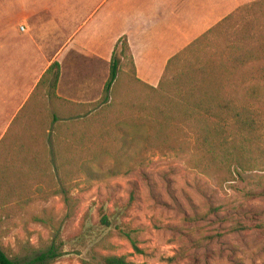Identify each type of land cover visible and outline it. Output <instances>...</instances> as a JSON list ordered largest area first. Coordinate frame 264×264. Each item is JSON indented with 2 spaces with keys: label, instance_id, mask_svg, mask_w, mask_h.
<instances>
[{
  "label": "rangeland",
  "instance_id": "374dc122",
  "mask_svg": "<svg viewBox=\"0 0 264 264\" xmlns=\"http://www.w3.org/2000/svg\"><path fill=\"white\" fill-rule=\"evenodd\" d=\"M136 2L137 11L144 16L142 23L122 24L119 39L112 41V46L106 41L95 48L99 59L93 81L103 79L106 86L112 59L120 63L119 82L104 108L105 122L102 121L109 127L108 139L112 141L122 136L116 128L118 118L135 119L136 112L131 107L145 108L155 100L146 86L158 87L172 58L179 55L181 61L193 63L200 58L211 61L219 54L225 63L231 61L228 40L233 30L224 29L228 31L224 39L211 33L226 18L233 17L238 30L249 24L252 37L246 40L248 47H264V0ZM39 3L42 5L43 0ZM25 5L29 2L0 0V34L7 16ZM5 38L0 36V40ZM8 49L0 47V169L24 168L26 177L22 183L30 191L28 201L32 202L26 211L9 218L0 211V244L17 264H28L52 249L61 254L53 264H88L92 253L128 256L134 264H264V171L237 172L235 182L221 185L216 178L189 167L192 153L187 148L194 143L191 136H185L172 149L141 142L140 147L136 143L132 149L119 152L111 142H97L102 133L99 127L79 123L64 128L68 143L63 140L65 146L59 148L72 144L63 150L66 155L83 152L85 159L87 155L96 156L95 162H88L96 172L115 169L117 156L133 159L124 163L117 177L96 181L80 177L70 183L67 197L45 202L46 194L55 190L57 182L54 177L52 181L51 168L46 165L49 153L44 152L43 137L34 135L33 125V132L21 126L1 144L20 112V105L11 97L20 87L21 67L9 65L8 57L13 54ZM59 49L35 48L43 55L31 56L32 61L45 64ZM103 93L98 101L87 96V103L82 105L99 102ZM47 104V90L43 89L27 120L35 118L46 128ZM259 111L263 113L264 108ZM120 129L128 130L126 126ZM96 132L100 134L96 136ZM38 155L42 162L39 168L23 167L20 162L39 160ZM132 196L134 201L129 206ZM66 198L75 202L66 203ZM101 209L114 226L139 232L143 255L120 239L114 227L106 229L101 225ZM44 210L52 216L49 227L32 220L33 215Z\"/></svg>",
  "mask_w": 264,
  "mask_h": 264
},
{
  "label": "trees",
  "instance_id": "16d2710c",
  "mask_svg": "<svg viewBox=\"0 0 264 264\" xmlns=\"http://www.w3.org/2000/svg\"><path fill=\"white\" fill-rule=\"evenodd\" d=\"M236 24L233 17H228L211 32L218 38L224 39L228 31L223 32V30L228 28L233 30L228 40L230 43L228 49L232 52L231 61L225 63L219 54H215V59L211 61L200 58L193 63L181 61L179 55L172 58L158 87L145 85L155 99L152 104H148L145 108L131 107L134 113L136 112L135 119L116 120L117 131L122 136L114 141L108 139L110 130L107 125L102 124V121L105 120L104 108L119 82L120 63L115 57L111 62L110 76L102 99L91 105L74 104L57 96L61 69L58 63H54L44 75L29 102L13 120L1 144L21 126H25V130L32 131L33 125V130H36L34 135L37 138L43 137L46 143L44 152L46 150L49 153V162L47 161L46 165L51 168L52 181L55 178L57 182L54 186L55 190L46 194L45 202H49L53 197H67L70 183L80 177L85 181L117 177L124 163L133 159L132 157L120 159L117 156L115 169L96 172L88 167L89 160L95 162L96 156L87 155L85 159L86 155H82L83 152L72 156L68 153L66 155L63 150L70 148L72 144L60 149L65 146L63 140L67 139L63 135L68 133L63 130L79 123L99 127L102 133H95L96 136L100 134L96 138L97 142L100 144L111 142L119 147V152L132 149V145L136 143L140 147L141 142L161 146L164 150L172 149L174 144H178L185 136H191L194 143L191 148H187L192 153L188 159L189 167L216 178L221 185L235 182L237 172L264 171V112L259 111L264 108V47L260 50L248 47L246 40L252 37L249 24L241 30L235 28ZM219 49L222 50L221 47ZM137 82L140 83L138 80ZM43 89L47 90L49 104L46 128L39 125L35 118L27 120L31 117L30 113H34L32 111L35 107L34 103ZM122 119L126 120L121 121ZM123 126L128 130H121ZM75 133L76 130L73 134ZM133 133L138 135L135 137ZM33 140H36L35 137ZM23 148L25 146L21 147ZM40 155L42 156V153ZM20 162L23 167L30 165L36 168L42 163L40 156L39 160L23 159ZM25 175L24 168L0 169V197H2L0 211L6 212L8 218L26 211V208L32 204L28 201L30 191L22 183ZM69 199L66 198V203L75 202ZM133 201L132 196L129 206ZM100 213L103 227L106 229L114 227L120 239L128 241L138 255H143V251L139 248L138 231L122 225L114 226L111 217L104 210L101 209ZM32 220L35 224L46 227H49L53 221L48 210L33 215ZM60 257L61 254L52 249L28 264H53ZM87 263L134 264L128 256L95 253L91 254ZM0 264H17L1 244Z\"/></svg>",
  "mask_w": 264,
  "mask_h": 264
},
{
  "label": "crops",
  "instance_id": "0c3cea01",
  "mask_svg": "<svg viewBox=\"0 0 264 264\" xmlns=\"http://www.w3.org/2000/svg\"><path fill=\"white\" fill-rule=\"evenodd\" d=\"M39 1L23 0L29 5L20 6L15 14L7 16L1 27L0 36L6 38L0 40V47L9 48L13 54L8 57L11 67H21L20 87L11 100L20 105L21 111L48 69L58 63L60 99L82 105L92 95L98 101L105 82L92 79L99 59L95 48L106 41L112 46V41L119 39L122 24L142 23L144 16L137 11L136 0H43L42 5ZM35 48L61 49L44 64L32 61L31 56L43 55Z\"/></svg>",
  "mask_w": 264,
  "mask_h": 264
},
{
  "label": "built area",
  "instance_id": "2783aa9c",
  "mask_svg": "<svg viewBox=\"0 0 264 264\" xmlns=\"http://www.w3.org/2000/svg\"><path fill=\"white\" fill-rule=\"evenodd\" d=\"M23 30V29H22Z\"/></svg>",
  "mask_w": 264,
  "mask_h": 264
}]
</instances>
